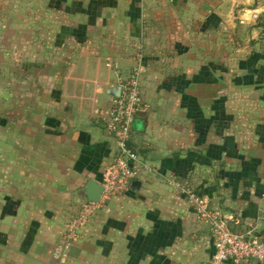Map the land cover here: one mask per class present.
Returning a JSON list of instances; mask_svg holds the SVG:
<instances>
[{"label": "crops", "instance_id": "1", "mask_svg": "<svg viewBox=\"0 0 264 264\" xmlns=\"http://www.w3.org/2000/svg\"><path fill=\"white\" fill-rule=\"evenodd\" d=\"M140 53L138 185L55 261L117 156L100 117ZM1 69L0 264H211L187 193L264 238V0H0Z\"/></svg>", "mask_w": 264, "mask_h": 264}, {"label": "built area", "instance_id": "2", "mask_svg": "<svg viewBox=\"0 0 264 264\" xmlns=\"http://www.w3.org/2000/svg\"><path fill=\"white\" fill-rule=\"evenodd\" d=\"M258 18L257 14L252 16L254 21ZM142 58L140 53L130 77L120 85V97L112 98L110 106L100 117L106 134L117 144V156L103 177V192L98 202L82 205L78 216L67 226V245L77 241L84 226L108 200L130 193L134 180L139 177L141 157L130 149L128 142L136 116L147 109L142 93ZM187 194L196 213L210 229L214 247L211 264H264V238L254 230L234 231L228 219L210 207L206 197Z\"/></svg>", "mask_w": 264, "mask_h": 264}, {"label": "water", "instance_id": "3", "mask_svg": "<svg viewBox=\"0 0 264 264\" xmlns=\"http://www.w3.org/2000/svg\"><path fill=\"white\" fill-rule=\"evenodd\" d=\"M121 91H122V88L120 86L114 85L111 87V91L109 94L114 98H118V97H120ZM136 184L138 185V183L133 182L132 188H134L133 186ZM102 192H103V190H102L101 186L95 185L94 183H90L88 186V190H87L88 201H83L81 203V206L85 205L87 203L98 202V200L100 199V197L102 195ZM65 246H66L65 241L61 242L60 246H58V248L56 249V252H55V261L59 260L60 256L62 255L63 248Z\"/></svg>", "mask_w": 264, "mask_h": 264}, {"label": "rangeland", "instance_id": "4", "mask_svg": "<svg viewBox=\"0 0 264 264\" xmlns=\"http://www.w3.org/2000/svg\"><path fill=\"white\" fill-rule=\"evenodd\" d=\"M4 63L8 66L7 61H5ZM1 68H7V67H3V65H1ZM3 71H7V69H4ZM3 71H2V69H1V70H0V73L2 74ZM86 225H87V224H86ZM86 225H85V226H86ZM85 226H84V227H85Z\"/></svg>", "mask_w": 264, "mask_h": 264}]
</instances>
